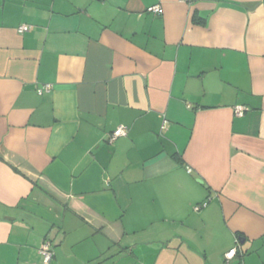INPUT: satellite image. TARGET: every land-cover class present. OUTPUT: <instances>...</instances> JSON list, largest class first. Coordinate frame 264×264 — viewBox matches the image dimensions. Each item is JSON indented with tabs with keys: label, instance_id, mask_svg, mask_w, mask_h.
Masks as SVG:
<instances>
[{
	"label": "crops",
	"instance_id": "obj_1",
	"mask_svg": "<svg viewBox=\"0 0 264 264\" xmlns=\"http://www.w3.org/2000/svg\"><path fill=\"white\" fill-rule=\"evenodd\" d=\"M44 238L49 264H264V0H0V264Z\"/></svg>",
	"mask_w": 264,
	"mask_h": 264
},
{
	"label": "built area",
	"instance_id": "obj_2",
	"mask_svg": "<svg viewBox=\"0 0 264 264\" xmlns=\"http://www.w3.org/2000/svg\"><path fill=\"white\" fill-rule=\"evenodd\" d=\"M150 11L154 12V13H159L161 11V7L159 4L153 5L151 7L148 8ZM31 29V25L29 24H20L16 30L18 33H24L27 32ZM51 88V86L49 84H44L41 87L37 88V92L39 94H41L42 92L45 91H49ZM248 108L244 105H236L234 107V112L237 115H243V113L245 111H247ZM126 127L125 126H118L115 130H113L110 135H109V140L112 141L114 139H116L118 136L121 135H125L126 134ZM206 201H203L199 204H197V206H195V209L198 210L199 208L203 207L206 205ZM238 239L236 240V244L235 246H233L232 248H230L229 250H227L225 252V261L227 263H229V261L236 255L237 253V248H238ZM39 254L41 255L42 258V263L43 264H49L51 259L53 258L54 255V251H53V246H52V242L49 238H44L39 246Z\"/></svg>",
	"mask_w": 264,
	"mask_h": 264
},
{
	"label": "trees",
	"instance_id": "obj_3",
	"mask_svg": "<svg viewBox=\"0 0 264 264\" xmlns=\"http://www.w3.org/2000/svg\"><path fill=\"white\" fill-rule=\"evenodd\" d=\"M192 20H193V21H197V20H198L197 17H196V14H195V13L193 14ZM236 236H237V238L240 239V240L243 239L242 234L239 233V232L236 233Z\"/></svg>",
	"mask_w": 264,
	"mask_h": 264
}]
</instances>
